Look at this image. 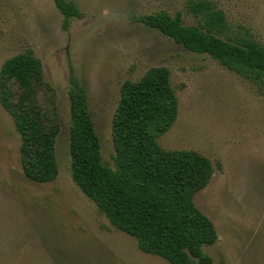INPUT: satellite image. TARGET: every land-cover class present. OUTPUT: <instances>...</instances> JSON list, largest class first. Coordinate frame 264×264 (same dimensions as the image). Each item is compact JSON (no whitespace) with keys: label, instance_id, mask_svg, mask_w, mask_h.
Instances as JSON below:
<instances>
[{"label":"rangeland","instance_id":"obj_1","mask_svg":"<svg viewBox=\"0 0 264 264\" xmlns=\"http://www.w3.org/2000/svg\"><path fill=\"white\" fill-rule=\"evenodd\" d=\"M80 11L67 26L53 0H0V66L30 50L42 64L36 99L58 123L57 174L27 178L20 136L0 105V264H169L141 251L117 230L71 179L69 80L85 90L103 160L114 166L111 120L125 80L165 66L178 103L157 140L164 149L193 150L213 167L193 201L213 223L203 250L217 264H264V85L186 49L140 17L159 10L198 17L191 0H71ZM228 32L264 46V0H208Z\"/></svg>","mask_w":264,"mask_h":264},{"label":"trees","instance_id":"obj_2","mask_svg":"<svg viewBox=\"0 0 264 264\" xmlns=\"http://www.w3.org/2000/svg\"><path fill=\"white\" fill-rule=\"evenodd\" d=\"M66 27L80 11L71 0H53ZM198 17L184 24L181 13L159 10L140 20L186 49L204 53L257 85H264V46L228 32L224 13L208 0H191ZM42 64L30 50L6 58L0 66V105L20 136L24 175L47 182L57 174L54 152L59 127L36 99ZM69 154L72 181L117 230L146 253L169 264H217L202 246L216 240L212 221L193 195L209 182L210 160L193 150L164 149L158 136L177 116L178 103L165 66H151L136 80H125L111 120L114 166L102 158L85 90L68 75Z\"/></svg>","mask_w":264,"mask_h":264}]
</instances>
